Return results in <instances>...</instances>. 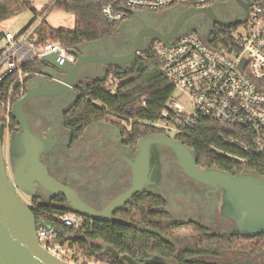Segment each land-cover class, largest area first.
I'll list each match as a JSON object with an SVG mask.
<instances>
[{"label": "flooded vegetation", "instance_id": "flooded-vegetation-1", "mask_svg": "<svg viewBox=\"0 0 264 264\" xmlns=\"http://www.w3.org/2000/svg\"><path fill=\"white\" fill-rule=\"evenodd\" d=\"M245 1L249 10L253 0ZM211 6L216 16L222 19H232L244 14L235 0L217 1ZM171 7L173 8L169 11L178 15L185 6L177 4ZM147 15L149 14L137 17L133 25L140 27L143 23H149L160 29H169L173 21L171 12L162 16ZM209 25L212 31L215 25L198 14L184 22L178 35L189 31L199 33ZM107 46V43L99 41L82 46L80 52H104ZM52 69L57 72V69ZM100 69L99 65L88 63L82 68L83 73L79 76L81 81L68 93L51 97L36 96L24 105V112L32 128L43 137H56L54 148L41 157L51 175L73 187L79 196L96 210H102L109 201L130 186V162L137 147L136 145L133 148L123 138L119 127L113 123H93L86 127L78 139H73L72 133L65 125V114L75 101L80 88L87 84L88 78L96 76ZM48 83L53 84L55 81L48 78H31L27 81L25 91L33 86ZM0 131L3 144L4 133ZM149 167L151 183L144 186L139 193L149 194L152 201L159 202L154 216L161 219L160 226L149 229L152 239L148 242L144 257L132 258L127 253H120L107 245L112 256L125 264L130 263L121 256L133 259L136 264H264V248L251 252L248 240L245 239L248 235L234 232L233 222L221 214L222 192L219 188L198 183L186 176L177 165L173 152L162 145L150 147ZM18 193L23 194L20 191ZM136 194L107 221L132 225L122 217V212L127 210ZM27 197L30 199L31 209L34 208L32 201L35 197L43 204L53 203L55 206L70 208L67 204L54 201V197L40 187L37 188L35 197ZM91 220L92 223L106 222ZM233 240L242 246L223 247L218 251V242L228 244ZM98 242L99 240L94 243L99 244ZM76 251V246L71 241L68 244V256L75 264L94 262L83 259Z\"/></svg>", "mask_w": 264, "mask_h": 264}, {"label": "trees", "instance_id": "trees-1", "mask_svg": "<svg viewBox=\"0 0 264 264\" xmlns=\"http://www.w3.org/2000/svg\"><path fill=\"white\" fill-rule=\"evenodd\" d=\"M104 5L103 0H50L40 11H37L32 0H0V21L30 10L33 13V18L27 26L34 22L38 16L42 17L40 24L35 29V39L38 42H57L66 50L79 49L80 51L82 46L97 43L105 37L121 36L120 27L129 29L131 32H134L138 27L137 24L133 25V21L139 17L135 10H129L128 16L119 23H108L101 13ZM53 10H60L72 15L73 27L64 29L51 26L47 22L46 16ZM144 13L157 12L145 11ZM231 28L215 26L207 38L199 33H192L197 34L209 46L219 49L225 45V41H220L219 36H226ZM130 35L131 33L119 47L116 44L117 39L110 40L111 43L113 42V49L105 48L103 53L129 51L126 49V45L131 39ZM47 65L45 62L35 60L25 69L38 71L41 66ZM100 67L102 68V66ZM111 87H114L113 92H109ZM1 88L2 93H6L7 80L3 82ZM173 88L172 83L161 74L159 63L149 56L143 60L137 58L131 66L107 67L103 78L90 79L80 88L75 101L65 114V125L72 133L73 139H78L83 135L86 127L93 123H113L122 131L123 138L135 148L140 137L150 133H163V130L152 126L151 123L161 118L160 113L167 107V101ZM24 93L25 89L22 94L13 98V104ZM119 118L131 120V127L126 129L120 126L117 123ZM17 127L16 120L11 117V132ZM0 130H2L1 123ZM220 133L231 136L243 144L249 145L251 142L249 131L237 127H225L207 118H199L195 127L188 128V132L184 136L175 135L173 138L181 141L193 152L197 165L201 168L213 167L231 174L251 172L264 177V153L243 152L235 145H230L219 139L218 134ZM262 139L264 141V134ZM212 147L230 153L234 157L245 158L246 164L241 165L236 158L218 152ZM150 198L149 194L137 193L126 208L127 210L122 212V217L132 225L121 224L117 221H96L92 223L91 228L81 234L74 232L70 227L55 222L60 245L65 246L68 250V244L73 241L77 249L76 253H79L83 259L94 262L104 261L107 264H125V262L103 251V247L94 243L95 241L99 240L108 244L118 252L127 253L132 258L144 257L148 249V242L152 239L149 229L160 226L161 222L159 217L154 216V210L159 202L152 201ZM53 200L66 205L65 199L61 195L55 196ZM32 203L34 208L31 210L36 217L37 224L40 222L52 223L54 222L52 216L70 211L69 208L55 206L53 203L43 204L38 197H35ZM239 239L242 240V238ZM245 239L248 240L247 244L251 252L264 248V234L248 236ZM238 246L242 245L235 240L228 244L218 242L217 249L219 251L223 247Z\"/></svg>", "mask_w": 264, "mask_h": 264}, {"label": "built area", "instance_id": "built-area-1", "mask_svg": "<svg viewBox=\"0 0 264 264\" xmlns=\"http://www.w3.org/2000/svg\"><path fill=\"white\" fill-rule=\"evenodd\" d=\"M103 1V17L108 23L116 24L128 16L129 10L159 12L177 4L200 8L221 0ZM41 19L38 16L18 34L0 28V123L4 136L11 133L13 98L22 94L28 79L37 76L60 81L41 69L27 71L25 68L52 53L56 54L60 65L75 60L59 43H43L35 39V29ZM226 36H219L220 41H225L219 49L209 46L191 32L177 37L169 47L156 40L147 41L137 52L139 59L149 56L157 61L161 74L174 87L167 107L160 113L161 118L151 125L165 134L184 136L188 128L195 127L199 118H207L225 127L242 128L251 133L249 145L231 136L218 134V138L225 143L235 145L243 152L264 153V0H253L245 22L232 26ZM6 80L8 88L6 93H2L1 86ZM113 91L114 87H111L109 92ZM117 123L126 129L131 127V120L119 118ZM234 158L241 165L246 164L245 158ZM52 217V223H36L38 241L48 252L69 261L68 250L59 243L55 222L82 234L91 228L92 220L71 210Z\"/></svg>", "mask_w": 264, "mask_h": 264}, {"label": "water", "instance_id": "water-1", "mask_svg": "<svg viewBox=\"0 0 264 264\" xmlns=\"http://www.w3.org/2000/svg\"><path fill=\"white\" fill-rule=\"evenodd\" d=\"M235 2L243 9L244 14L232 19L217 17L211 5L200 8L184 7L178 15L169 11L173 7L160 13H151L147 16H162L171 12L173 21L170 28L160 29L149 23L141 24L131 33V39L126 45L129 51L125 53L86 54L79 49H71L68 52L75 57V60L66 61L62 65L57 62L55 53L40 58L41 62L57 69L60 74L56 77L60 81L28 88L14 102L12 117L16 120L18 128L9 136V168L4 158L0 131V264H75L58 258L40 245L36 235V217L18 192L33 198L37 194V188L40 187L52 197L63 196L71 211L93 220L107 221L134 194L151 183L149 150L152 145L169 148L175 156L177 165L189 178L221 190L220 212L233 222L234 232L248 236L264 234V177L251 172L231 174L218 168H201L189 148L165 133H150L139 138L136 153L130 162L132 169L130 186L109 201L102 210L94 209L73 187L51 175L41 157L51 152L56 144V137L53 135L46 138L37 133L24 112L25 103L36 96L51 97L68 93L81 81L79 76L83 73L82 68L88 63L102 66L101 69L131 66L137 59V52L142 50L147 41L156 40L169 47L179 36L191 32L198 33L189 31L178 35L184 22L192 16L202 15L204 20L208 19L213 25L222 28H230L245 22L248 4L245 0H235ZM138 15L146 14L138 12ZM108 42H110L108 39L103 41L107 44ZM105 72L102 77L92 75L91 79L103 78ZM121 258L130 264H136L129 257L121 256Z\"/></svg>", "mask_w": 264, "mask_h": 264}, {"label": "rangeland", "instance_id": "rangeland-1", "mask_svg": "<svg viewBox=\"0 0 264 264\" xmlns=\"http://www.w3.org/2000/svg\"><path fill=\"white\" fill-rule=\"evenodd\" d=\"M165 10H168V9H165ZM165 10H163V11H165ZM160 12H162V11H159L158 13H160ZM32 18H33V13L30 10H26V11H23V12H21L20 14H18L16 16H13V17H10V18H8L6 20L0 21V28L3 29V30H7V31H9V32H11L13 34H18L19 32L23 31L26 28V26L28 25V23H30ZM46 20L51 26L56 27V28L70 29V28L73 27V17H72V15L67 14V13H65L63 11H60V10H53L52 12H50L46 16ZM120 28L121 29L119 31L122 33L121 36L120 35H113L112 37H105L101 41H106L107 39H108V41L112 40V39H117L118 42L116 44H118V47H119L121 45V43H124L125 40H127V37H129V34L132 33L131 30H129V29H125L123 27H120ZM210 32H211V26L209 25V26H205L199 32V34H201L204 38H207V37H209ZM112 44H113V42L112 43L108 42V46L106 47V49H112L113 48ZM118 47H116V48H118ZM45 67H46V69H44ZM45 67L42 68L41 70L42 71H46L48 75L52 74V75L57 76L58 74H60L59 72H55L50 65H47ZM102 70L103 69H101V71L99 73L95 74V75L98 76V77H102V75L104 73ZM34 78H37V76L34 77ZM39 78H41V77H39ZM89 81H90V79H87V83ZM168 134H169V136L173 137L172 134H170V133H168ZM9 136L5 135L4 139H3V141H4L3 142V153H4L5 161L7 162L8 168L10 166L9 153H8ZM75 162H77V160ZM20 196L26 202H29L30 199L26 195L21 194ZM98 243H99V245L101 247L105 248L104 249L105 252L111 254L109 252V250L107 249V247H106L108 244H105V243H103L101 241H99ZM67 259L69 261H71L69 256L67 257ZM72 263H74V262H72ZM90 264H107V263L104 262V261H98V262H91Z\"/></svg>", "mask_w": 264, "mask_h": 264}, {"label": "crops", "instance_id": "crops-1", "mask_svg": "<svg viewBox=\"0 0 264 264\" xmlns=\"http://www.w3.org/2000/svg\"><path fill=\"white\" fill-rule=\"evenodd\" d=\"M33 1V6L37 11H40L50 0H32ZM45 66H41L40 68H44ZM46 69V67L44 68ZM103 72L107 71V67H105ZM89 79V78H88ZM91 79V78H90Z\"/></svg>", "mask_w": 264, "mask_h": 264}]
</instances>
